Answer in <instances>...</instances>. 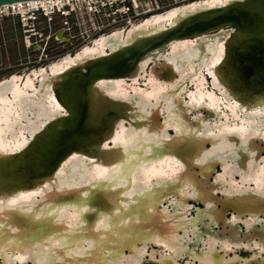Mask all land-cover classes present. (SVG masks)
<instances>
[{
    "label": "water",
    "instance_id": "95a60500",
    "mask_svg": "<svg viewBox=\"0 0 264 264\" xmlns=\"http://www.w3.org/2000/svg\"><path fill=\"white\" fill-rule=\"evenodd\" d=\"M31 1L41 0H0V7ZM173 22L156 32L129 36L127 44L106 54L85 59L51 76L48 87L61 114L43 124L33 135L26 133L25 136L30 137V140L21 150L0 153V202L19 194H34L41 190L35 196L37 200L40 199L38 206L43 203H49L52 207L71 204L85 206L87 210L82 214L84 225L74 233L78 239L95 235L92 226L99 214L112 216L115 207L122 216L128 215L124 213L125 207L121 205L123 197L119 191L107 192L90 186L59 189L54 185L53 178L72 156L106 167L115 166V162L122 159L121 152L111 146L104 148L103 145L109 143L120 122L132 128L143 125L148 130H155V121L150 124V119L147 122L134 121L138 115L135 105L137 100L129 104L109 98L97 85L103 81L133 79L140 63L148 58L151 59L147 71L169 84L174 76L173 71L169 64L157 58L160 54L164 55L167 47L174 43L194 42L200 54L206 57L209 56L205 53L208 44L221 45L222 58L212 67V77L240 106L254 110L259 107L264 111V0H228L220 6L179 14ZM205 81L211 84V77L207 73ZM153 110L155 115L159 112ZM32 120L39 122L41 118L34 115ZM180 141L192 142L189 139L165 142L159 150V156L170 155L180 159L185 165V175L190 177L188 171L193 166L188 161L187 164L185 159H200L204 153L199 146L203 147L206 141L193 139L201 145L192 147L180 145ZM192 182L198 192L205 191L201 189L199 181L193 179ZM208 189L214 193V190ZM204 201L201 197L195 200L201 205H204ZM247 202L250 203L235 201L220 206L224 213L237 212L252 208L255 204L251 200ZM133 214L139 219L138 227L143 233L168 234L174 231L168 222H164L165 218L160 216L156 207L150 211L143 207ZM149 214L153 219L149 218ZM0 228L6 238L12 233L17 240L35 242L47 234L61 231L64 226H57L49 219H30L12 210H3L0 211ZM127 253L128 249H125L124 254Z\"/></svg>",
    "mask_w": 264,
    "mask_h": 264
},
{
    "label": "flooded vegetation",
    "instance_id": "af4514ba",
    "mask_svg": "<svg viewBox=\"0 0 264 264\" xmlns=\"http://www.w3.org/2000/svg\"><path fill=\"white\" fill-rule=\"evenodd\" d=\"M203 1L204 0H200V1L197 0L196 2H203ZM187 3L182 5V7H185ZM157 15L158 14H154L151 17L149 15L146 18H142V19L140 18L141 20L134 23H139L142 21L144 22L145 20H149ZM128 26L129 25H123L121 26V28L116 29L111 34H104V33L97 34L99 32L97 31L92 35L90 34L87 35L86 37H82L83 41L86 42L88 41V44L80 48L76 47L77 48L76 52H74L76 49L74 48V50L69 51L70 53L60 52L61 50L58 49L60 46H57L56 44L57 43L62 44L64 43V41L63 42L59 41L57 35H52L51 33H48V30H46L45 35L40 34L39 37L33 38L32 43L34 44V46L30 47L33 53L31 59L30 57L29 60H26L25 58L24 62H20V64L16 65L17 67H22L23 68L22 70L26 69L27 72L25 73L19 72L15 74L12 71L13 66L11 65L0 67V82L4 80H11V77L13 78L22 77V84H24L26 80L30 77L29 82L32 83V80H34L33 72H39L40 70H45L44 78L41 79L40 77L33 82L35 86L34 89L36 91L37 90L40 91L39 86L41 85V81H47V83L44 84V87H46L47 94L48 92L51 94L50 88L48 87V83L52 80L51 70L49 68V66L52 63L61 62L63 59H67L68 57L73 58L75 60L74 62H76V60L79 58L80 51L85 46H89V45L91 46L93 41H97L103 36L106 37L107 48L105 49V52H103L100 55L106 54L109 51H113L119 46H122V44L125 42L126 35L119 36L118 32L122 29H125L126 32L128 30L127 29ZM107 27L109 26L107 25ZM36 43H38V45H35ZM186 43L192 46V50L194 52H197V50L195 49L196 48L195 45L190 41L174 43L167 47V49L164 52V55L162 54L158 55L157 60L160 61L162 59L165 63L170 65H175L178 68L174 58L176 53L179 52V50H177L179 49V46H182ZM49 44L52 45L50 46ZM208 48L213 49L212 45H209ZM217 48L220 49V59L218 60L220 61L222 58L223 50L221 45H217L216 49ZM180 52L185 54L183 51ZM82 57L83 56H81L80 58ZM150 59L151 58H148L143 63H140V66L144 67L145 72H141L139 74V78H137L135 81H131V80H120V81H112V82L103 81L98 83L97 85L102 87H107L110 85L116 86L120 93L125 94L124 96H126L127 99L126 101L129 104L132 103V101L137 100L138 102L135 103V105L138 115L136 116V118H134V121L138 119L139 122H142L143 120L147 122V120L150 119L148 124L155 121V125H156L155 130L157 131L153 133V137H152V135L149 134L148 128L146 126L141 125L139 126V128H132L128 125H124L123 122H120L119 125L115 127L114 133L110 138L109 143L104 144L103 146L104 148L105 146H107V148H109V146H111L114 149L117 148L121 153L125 155V157H127V160L129 158V160H134V162H136L135 163L136 168L134 169L135 172H133V174L137 172V175L128 174L125 176L129 180L127 183H124L125 184L124 188L119 189V191H121L120 195H122L123 199L125 198V200L126 199L129 201L135 200L136 204L137 203L143 204L145 203L144 201L147 200L149 206L146 211L153 210L154 207H156L158 212L161 213V210L163 211V208L167 206V203H163V205L158 204L160 200L162 201L164 200L165 202L166 199L171 198L169 200L174 201L172 196H174L176 192L179 191V193L186 194L185 187L180 189L182 182H185L184 180L186 178L191 180L193 179L197 180L200 183H202V185L205 187L204 188L205 191L198 192L195 189L197 193L195 198L186 200V203L177 202V209H176L177 212L182 213L183 210L187 208V206H189L191 207V209L188 215L186 216V219H191V224L192 225L195 224L196 229L201 228L200 226L201 222L206 225L212 224L210 231L213 234H215L217 238L219 239L226 238L232 243L241 244V245H247L253 242L252 247L254 249L251 250L249 248H245L242 246L236 249L234 252L232 251L226 252V250H228L227 248L220 249L217 246L213 250L210 243L212 241L214 242V239L204 237L203 238L204 246L201 247V245H198L196 251L200 254H205L208 257H210L211 253L214 254L215 257L218 259V264H222V263L264 264V246H262L261 244L258 245L260 242L263 243L264 245V125H263L264 111L263 109H260L259 107L257 108V110H254L253 108L245 109L244 106H240V104L234 102L229 97V95L226 94V92L217 84L214 77L213 78L211 77V84H209L208 82L205 81V74L204 76L202 75L199 76L198 72L196 71L195 72L188 71L177 74L175 76V80H173L169 84H166L164 81L160 79L159 80L158 79L156 80L154 78L151 79L149 78L151 74L146 69ZM52 60H55L56 62ZM73 64L75 65L77 63H73ZM1 65L2 64H0V66ZM199 67H201V65ZM6 74L7 76L6 78H4ZM185 75L192 79L189 78L190 80L183 81L182 76ZM195 77H197L198 79L197 78L195 79ZM12 85L13 87H17L14 83ZM18 89L20 90V88ZM21 92L24 93V91L22 90ZM31 92L32 90L29 89L25 93L32 95ZM221 92H223L224 95L230 100L231 104L241 109L240 111L236 112L237 117L231 115L230 111L229 110L227 111V109H225L224 104L219 103L217 105H214V102L220 98ZM170 93L173 94L170 95ZM47 94L45 96L43 95L44 102L39 105L41 109L42 107L44 109L51 108L53 106L52 104L56 105V107H59L56 104L54 98L49 97ZM147 94H153V97L149 98L146 96ZM37 96L40 99L41 96L38 94ZM32 97H34V95H32ZM167 99L171 100L172 103V105L169 106V108L173 109L175 105L176 109L179 108V110L182 109L184 111L180 112L178 110L179 111L178 113H174V112L167 113V111H165L164 109L165 108L164 106H166L168 102ZM147 100H151L150 102L153 107L151 109L147 108L143 110L142 107L143 103ZM156 105H158L159 108H161V110L159 109L158 110L159 112L156 113L155 115L153 109L154 106ZM222 106H224V108ZM252 113L254 116L252 115ZM247 114L252 115L251 116L252 124H249L248 126L249 129L250 128L255 129L263 125L261 126L262 129L256 131V133L253 136L251 135V133H249L243 139H240V137L234 132L228 134L227 132L223 131L225 125L227 124L229 125L230 123L232 124L233 121H239L240 119H243L244 115ZM32 118L33 117L29 116L28 121L31 123L30 124L31 126L32 125L35 126L36 123L34 120H32ZM19 122L22 125L24 132L25 124L23 123V121L22 122L19 121ZM237 124L239 125L238 122ZM3 126L4 124L1 127ZM8 128H10V125ZM14 128L15 127H13L12 129L14 130ZM16 128L18 129L19 127ZM130 137H131V142L125 144V142H127V139H129ZM159 138H161L160 142H159ZM181 139H187V140L189 139L192 141L193 139H195L196 141H200V140L206 141L203 147L199 146L200 150H202L203 153L207 152L209 154L222 152L221 156L223 155L222 156L223 160L221 165L215 162V160H207V162L201 163V165H199L200 159L193 158L191 160L190 158H187L185 159V161L190 162V164L192 163L193 166V168H191L188 171L190 174V177H188L187 175H185V170H186L185 165L180 159L170 155L159 156L160 155L159 150L162 149L165 142H171L173 140L179 141ZM127 145L129 147H127ZM157 145H159V147ZM153 146L155 147L153 148ZM129 149L132 152H134L132 156L134 158L130 157L131 155H129L130 153ZM248 163L253 165L254 170H259L260 168H262L263 172H261V175H259L257 178L254 177L255 180L253 178V181L244 182L242 181L241 177L237 174L235 175V173L238 171L239 173L241 172L242 174H245L244 172L246 171V167ZM222 165L223 167L226 166L229 169L233 167L234 168L233 171L235 172L234 175L233 176L228 175L227 170L226 171L223 170ZM115 171L116 170H112L108 172V174H114ZM174 175H179V179L181 178V180H179L176 185L169 186L167 190H163L161 192V199L158 193V188H155L154 190L150 191L152 188L151 186H149V184L151 185L155 184L158 181V179L161 177L165 176L168 178H172ZM107 176L108 175H106L105 178H107ZM218 185L220 189L216 190ZM148 187L149 190H145V191L142 190L143 188H148ZM208 188L214 190V193H210L208 191L209 190ZM221 190L227 193L228 195H232V196H227L223 194ZM166 193L167 195H164ZM198 197H201L205 200L204 205L195 202V200ZM249 200H251L252 203H255L252 206V208H245L243 206V208L245 209L237 210V212L227 211L226 213H224L223 207L221 208L220 206V205L226 206L229 202H235V201L239 203L246 202L249 204L250 202H247ZM206 204L207 207L209 206V208L206 207ZM132 207L133 206H130L131 209L130 214L137 213L138 210H141L140 207L136 209ZM170 209L171 208H169L168 210ZM197 213H199L200 216L199 220L196 219ZM168 221H171L170 216L164 219V222H168ZM129 223L131 225L139 224V221L137 220V218H135L132 219V221H129ZM200 232L203 233L204 230H201ZM190 238L191 236H188L186 240L187 241L191 240ZM192 242H195V239H193ZM188 248L191 249L194 247L191 246ZM150 250H156V251L158 250L162 256L168 254L170 255V257L173 256L171 252H168L165 249H160L157 247L150 246L149 251ZM212 250L214 253L210 252ZM257 253H261V254L258 255ZM159 256L160 255L157 254L155 260H159ZM145 259L148 260L149 257L147 256ZM205 261H208L206 264H215V262H212L211 258L206 259ZM1 262L2 260H0V264ZM174 263L200 264V262L196 261V256L192 258L185 256L181 259H178ZM174 263L167 262L165 264H174Z\"/></svg>",
    "mask_w": 264,
    "mask_h": 264
},
{
    "label": "bare ground",
    "instance_id": "6f19581e",
    "mask_svg": "<svg viewBox=\"0 0 264 264\" xmlns=\"http://www.w3.org/2000/svg\"><path fill=\"white\" fill-rule=\"evenodd\" d=\"M71 1H77L79 5V2H83V0L31 1L27 3H17L2 6L0 7V12L15 8V10H18L20 13H24L27 10L26 6H29L28 8L30 9L41 8L49 12L52 7L54 8L57 6L59 8H62L65 3H70ZM227 1L228 0H204L203 2H193L192 4H188L185 7L172 9L171 11L164 13V15L154 16L149 20H145L144 22L142 21L136 24H133L131 22L127 28L128 30L126 31V33L125 29H122L118 32L119 36L126 35V40L122 44V46L130 41V39H128L129 36L135 37L141 34L156 32L166 28L168 25H172L174 23L173 19L179 14L181 15L186 12H192L196 9L215 7L213 5L220 6ZM22 23L25 25L24 27L26 28L25 33L31 35V38L32 34H30L28 31L29 26H31V21L26 20ZM60 36V33L57 34V38L59 40ZM192 43L194 44V42ZM211 45L213 49L208 48L209 44L208 46H206L207 48L205 49V53L209 54L208 57H206V55L202 56L197 47L195 48L197 52H194L192 50V46H190L188 43L179 46V49H177L179 50V52L176 53L174 60L176 61V64L180 69H178L175 65L169 64L174 74L171 82L175 80V76L177 74L188 71H196L198 72L199 76H204V74L207 73L210 77H212L213 75L211 68L220 59V49H216V46L218 44L213 43ZM106 48V37L103 36L99 40L93 41L91 46H85L80 51L79 58L76 60V62H74L75 60L73 58L68 57L67 59H63L61 62L52 63L49 66L51 70V75L54 76L57 73L62 72L73 63L78 64L84 61L85 59H90L91 57L99 56L100 54L105 52ZM180 51H183L185 54L181 53ZM81 56L83 57L80 58ZM199 64L201 65V67H199ZM141 72H145V70L144 67L139 65L138 73L133 79H131V81H135L137 78H139V74ZM44 74L45 70L33 72L34 80H32V83L29 82L30 77L26 80L24 84H22V77H11V80H4L0 82V153H13L21 150L28 144L30 140V137L25 136L26 133H29L30 136L33 135V133L41 129L43 124H46V122L61 114L60 108L56 107V105L54 104H52L53 106L48 109H44L42 107V109L44 110H42L39 106L41 103L44 102V96L47 94L46 87H44V84H46L47 81H41V85L39 86L40 91H36L34 89L35 86L33 82L40 77L41 79H43ZM182 77L183 81L192 79L186 75ZM149 78H154L156 80L158 79L155 78L153 74H151ZM196 78L197 77H195V79ZM13 83L17 87H13ZM18 88H20V90ZM98 88L102 91L103 94H105L109 98L119 100L121 102H127L126 96H124L125 94L120 93L116 86H98ZM29 89L32 90L31 93L32 95H34V97L25 93ZM21 90L24 91V93L21 92ZM37 94L41 96L40 99L38 98ZM47 95L53 98V95L49 92ZM220 95V98H217L218 100L214 102V105H217L219 103L224 104L225 109H227V111L229 110L231 115L237 117L236 112L240 111L241 109L231 104L230 100L224 95L223 92H221ZM146 96L152 98L153 94H147ZM150 101L151 100H147L143 103V110L147 108L151 109L153 107ZM167 101L168 106H164L165 111H167V113H178L179 111L176 109L175 105L173 109L169 108V106L172 105L171 100L167 99ZM222 107L224 108V106ZM17 108L19 111L17 110ZM154 109L161 110L158 105L154 106ZM34 115H37V118H41V120L39 122L35 121V126H31V123L28 121V117H34ZM252 115H244L243 119H238L239 121H233L232 124L230 123L229 125H225L223 131L227 132L228 134L234 132L240 137V139H243L249 133H251V135L253 136L256 131L262 129L261 126H263L264 124L261 126H259V124L258 128L249 129V124H252ZM13 120H15L16 122ZM19 121H23V123L25 124L24 132L23 127ZM237 122L239 123V125L237 124ZM3 124L4 126L1 127ZM9 125L10 128H8ZM13 127H15L14 130L12 129ZM16 127L19 128L17 129ZM155 131L157 130H148L149 134L152 135V137ZM161 138H159V142ZM105 148H107V146H105ZM221 154L222 152H216L212 154L206 152L201 156L199 165H201V163L207 162V160H215V162L221 165L223 160V155L221 156ZM89 162L90 161H84L82 158L77 156L70 157L66 162L63 163L61 168L58 170V172L56 173V177L53 178L54 185L56 187H59V189L60 187L62 188L81 186L100 188L103 184L108 182L109 179H104L106 175H108V172L112 170H118L119 168L121 169L122 165L121 160L119 162H115V166L112 167H106L102 166L101 164ZM223 170H227V174L231 176H233L235 173L233 171V167L229 169L228 167L224 166ZM261 172H263L262 168H260L259 170H254L253 165L248 163L246 171L244 172L245 174H242L241 172L239 173L237 171L235 175H239L242 181L245 182L253 181V178H257L259 175H261ZM133 175H137V172ZM178 180L179 175H174L172 178H168L165 176L161 177L155 184H149V186H151L152 188L150 191L154 190L155 188H158V193L161 199V192L163 190H167L169 186L176 185ZM184 181L185 182H182L180 189L185 187L186 194L179 193V191L176 192L175 195L172 196L174 201L169 200L171 198L166 199L165 202L164 200L162 201L158 199L161 201L159 202V204L163 205V203H167V206L163 208V211L161 210L160 216L163 218L169 216L171 217V221H168V223L173 227L174 231H171L168 234H159L155 232L153 234L143 233L138 227L139 224L131 225L129 223V221H132V219L137 218L136 216H130V206H133L135 209L138 207H145L147 210L149 206L147 200L144 201L145 203L143 204H136L135 200L129 201L127 199L125 200V198H121V200L123 201L121 205L122 207H125L124 213H127L128 215L122 216L120 213H118L119 211L115 207L113 208L114 212L112 213V216H108L107 214H99L93 222L92 226L94 232H96L95 235L97 234L98 236L96 235L95 237L94 235L91 237L78 239L74 237V233L83 226L82 224L84 220L82 219V214L87 210L85 206L76 207L71 204L69 206L52 207V205H50L49 203H43L38 206L37 203L40 201V199L37 200L35 196L36 194H40L41 190L38 193L34 194L23 193L17 196H13L11 199H7L4 202H0V208H2L3 210H12L20 215L28 216L30 217V219H49L53 221V223L57 226L59 224L63 225L64 228L61 231L47 234V236H44L41 240H36L35 242L17 240L13 237L14 235L12 233L9 237L6 238L5 234H1L0 228V260H2V264H15L16 262H19V264H26L27 262L28 264H49L51 260H53V264H117L118 262L119 264H135V261L137 262L136 264H165L167 262L174 263L178 259H181L185 256L190 258L196 256V261L200 262V264H206L208 261L205 260L209 259L210 257L205 254H200L196 251L198 245H201V247L204 246V237L214 239V242L212 241L210 243L213 250L217 246L220 249L227 248L228 250H226V252H234L236 249L242 246L251 250L254 249L252 247L253 242L251 244L241 245L232 243L226 238H217V236L210 231L212 224L206 225L201 222V228L196 229L195 224H191V219H186V216L188 215L191 209V207L189 206H187V208H185L182 213H178L176 210L177 202L186 203V200L195 198L197 194L196 190L193 188L192 180L186 178ZM204 188L205 187L201 183V189L204 190ZM217 189H220L219 185L216 190ZM142 190H149V187L143 188ZM221 192L227 196H232L228 195L222 190ZM120 193L121 191H119V195ZM10 201L14 203H10ZM169 208L171 209L168 210ZM207 208H209V206ZM63 213H65L66 216L64 219ZM149 215V218L153 219L151 217L152 215ZM196 219H200L199 213L196 214ZM137 220L139 221L138 218ZM101 221L110 224V227L107 231L97 229V225H99ZM201 230H204V232L201 233ZM188 236H191V240L187 241L186 238ZM193 239H195V242H192ZM59 244H62L60 248L57 247ZM260 244L264 246L263 243L260 242L258 245ZM150 246L165 249L166 251L171 252L173 256L170 257L169 254L162 256L158 250L149 251ZM191 246L194 248L189 249L188 247ZM125 249H128V253L126 255L124 254ZM213 250L210 252H213ZM157 254L160 255L159 260H155ZM257 254L260 255V253ZM147 256L149 257L148 260L145 259ZM214 261L215 264H218V259L216 257Z\"/></svg>",
    "mask_w": 264,
    "mask_h": 264
},
{
    "label": "rangeland",
    "instance_id": "374dc122",
    "mask_svg": "<svg viewBox=\"0 0 264 264\" xmlns=\"http://www.w3.org/2000/svg\"><path fill=\"white\" fill-rule=\"evenodd\" d=\"M188 1H183V0H136L137 4L136 5L134 4V6L139 7L142 10V14H144V16L141 17L142 19L154 13H157L158 15H162L172 9L180 8L182 7V4H185ZM79 3L80 5L77 4L76 10H79L80 13L76 12L75 14L76 19L74 20V22L71 23V21L69 20L66 21V19H60L55 15L53 21L48 26V29H47L48 33H51L52 35H57L59 33L61 34L59 41H62V42L64 41V43L56 44L57 46H60L58 48L59 50H61L60 52H64V53L69 52V51L74 50V48L76 47L80 48V47H83L84 45H87L88 41L87 42L83 41L82 37H86L87 35H90V34L92 35L96 33L97 31H99L97 34H101V33L111 34L116 29L121 28V26H123L124 24L122 22L117 23L115 19L109 22V24H107L108 22H106V20L108 19V16L106 14L101 15V16L100 15L95 16L92 13L82 12L85 8L84 6L85 3H82V2H79ZM157 9H159L160 11H158ZM152 10H156V11H153V13L151 14L145 15L147 14L146 12L148 11L151 12ZM5 11L6 10H4L3 12ZM8 15H11V14H8ZM141 19L138 18L136 20H133L132 22L133 24H136L134 22H137ZM101 24L106 25V26L102 27ZM107 25L109 27H107ZM37 28L39 32H43V35H45L46 31H41L42 29H40V27H37ZM39 35L40 34H38L37 37H39ZM30 36L31 35L27 33H23L20 30L19 21L18 19H16V17L12 16L11 18H7L3 21H0V64H2L0 67L11 65L13 66L12 71L15 74L19 72H22V73L27 72L26 69L22 70L23 69L22 67H17L16 65L20 64V62H24L25 58L26 60H29V57L31 59L33 55L30 47L34 46V44L32 43L33 38H37V37L32 36L30 38ZM49 45L51 46L52 44H49ZM76 50L77 48L75 49L74 52H76ZM52 61L56 62L55 60H52ZM7 74L4 76V78H6ZM177 110H179V108ZM179 111L182 112L184 110L180 109ZM129 142H131V137L127 139V142H125V144L126 143L128 144ZM179 143L180 145L185 144L191 147L195 145H201L194 141L192 142L189 141L188 143H186V141H180ZM157 146L159 147V145ZM127 147L129 146L127 145ZM154 147L155 146H153V148ZM133 154L134 152L130 150V153H129V155H131L130 157H132ZM122 156H123V159H121V162H122L121 169L119 168L118 170H116L114 174H108L109 176L105 178L107 180L109 179L108 182L103 184L100 187L106 190L107 192L118 191L119 189L124 188V185H125L124 183H127L129 180L125 176L128 174H133V172H135L134 169L136 168V165H135L136 162H134V160H129V158L127 160V157H125L123 154ZM119 173H120V176H119ZM65 217H66L65 213H63V219ZM82 225H84V222ZM61 245L62 244H59L57 247L60 248ZM210 258L213 262H215L214 254H210ZM136 263L137 262L135 261V264ZM15 264H19V262H16ZM26 264H28V262ZM49 264H53V260H51ZM117 264H119V262Z\"/></svg>",
    "mask_w": 264,
    "mask_h": 264
},
{
    "label": "clouds",
    "instance_id": "9594fccd",
    "mask_svg": "<svg viewBox=\"0 0 264 264\" xmlns=\"http://www.w3.org/2000/svg\"><path fill=\"white\" fill-rule=\"evenodd\" d=\"M114 7H110L108 6V4L104 5V6H101V2H96L92 5H95L96 9L98 10V12L96 11H88L86 9V7L84 8V10L82 12H87V13H92L93 15L95 16H101V15H104V14H111V13H114L111 17L109 16L108 19L106 20V22H108L107 24H109V22H111V20H114L115 21H119V22H124V19L127 17L125 15H120V14H117L118 12H115V8L119 9L120 5L123 4V3H129L131 5V1L130 0H124L123 2H120V0H114ZM104 3V2H103ZM84 5V4H83ZM66 12H64V15H61L60 14V9H53L50 14H49V17H50V21L47 22L46 21V18L44 16V14L41 12V11H32V10H26L25 13H30L32 12V16H34L33 20L31 21V26H29L28 30H32L33 33H30L32 34L33 37H37L38 34H43V32H39L38 28L37 27H40V29H42L41 31H46L48 29V26L49 24L53 21L54 19V16L56 15L58 18L60 19H66L74 22V20L76 19V12L80 13L79 10H76V7H74L73 10H68V7H64L63 8ZM129 17V15H128ZM7 18H11L9 15L6 16V14L4 15H0V21H3ZM26 21V20H25ZM23 24V23H22ZM102 26H105L103 24H101ZM35 45H38V43H36Z\"/></svg>",
    "mask_w": 264,
    "mask_h": 264
},
{
    "label": "built area",
    "instance_id": "2783aa9c",
    "mask_svg": "<svg viewBox=\"0 0 264 264\" xmlns=\"http://www.w3.org/2000/svg\"><path fill=\"white\" fill-rule=\"evenodd\" d=\"M101 2V6H104V5H106V4H108L110 7H114V0H83V2L82 3H86V5H87V9L89 10V11H96V12H98V10L96 9V7H95V5H92V4H94V3H96V2ZM124 0H120V2H123ZM132 3H133V6L132 5H130V7L129 6H126V3H123L120 7H119V9H117V8H115V12H118L117 14H120V15H125V16H127L125 19H124V22H122V23H124L123 25H129L133 20H136V19H138V18H141V17H143L144 16V14H142V10L139 8V7H135L134 6V4L136 5L137 4V2H136V0H130ZM104 2V3H103ZM77 4H78V2L77 1H71L70 3H65L63 6H62V8H64L65 7V5H67V6H70V8H68V10H73L74 8H73V6L74 7H76L77 6ZM29 6H26V9L27 10H40L41 8H36V9H30V8H28ZM55 9H60L59 7H54ZM53 7L49 10V12L47 11V10H44V14L46 15L47 13H50L53 9H54ZM61 8V9H62ZM43 10V9H42ZM158 11H160L159 9H157ZM153 11H156V10H152L151 12H146L147 14H145V15H148V14H151V13H153ZM9 12V13H8ZM25 13V12H24ZM4 14H6V15H8V14H11V15H13L14 17H16V19H17V14H20L21 16H22V19H25V17H24V14L23 13H20L18 10H15V8L14 9H8L7 11H5V12H0V15H4ZM114 13H111V14H107V16L109 17H111L112 15H113ZM128 15H129V17H128ZM48 19L50 20V17H48ZM112 21V20H111ZM66 22V21H65ZM117 23H119V21H116ZM65 24H67V23H65ZM106 26V25H105ZM104 27V26H103Z\"/></svg>",
    "mask_w": 264,
    "mask_h": 264
},
{
    "label": "snow or ice",
    "instance_id": "6c2138e0",
    "mask_svg": "<svg viewBox=\"0 0 264 264\" xmlns=\"http://www.w3.org/2000/svg\"><path fill=\"white\" fill-rule=\"evenodd\" d=\"M213 6H216V5H213ZM10 203H14V202L10 201ZM0 211H3V209L0 208ZM109 227H110V224L109 223H105L104 221H101V223L99 225H97V229L98 230L107 231ZM13 231H14V229H13Z\"/></svg>",
    "mask_w": 264,
    "mask_h": 264
},
{
    "label": "trees",
    "instance_id": "16d2710c",
    "mask_svg": "<svg viewBox=\"0 0 264 264\" xmlns=\"http://www.w3.org/2000/svg\"><path fill=\"white\" fill-rule=\"evenodd\" d=\"M121 5H122V4H121ZM121 5H120V6H121ZM126 6H129V7H130V4H129V3H126ZM19 28H20V26H19Z\"/></svg>",
    "mask_w": 264,
    "mask_h": 264
},
{
    "label": "crops",
    "instance_id": "0c3cea01",
    "mask_svg": "<svg viewBox=\"0 0 264 264\" xmlns=\"http://www.w3.org/2000/svg\"><path fill=\"white\" fill-rule=\"evenodd\" d=\"M261 254V253H260Z\"/></svg>",
    "mask_w": 264,
    "mask_h": 264
}]
</instances>
